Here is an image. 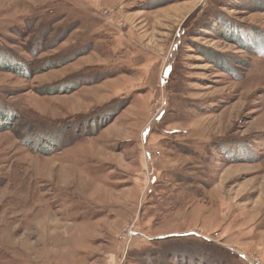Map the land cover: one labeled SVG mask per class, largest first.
<instances>
[{
	"label": "rangeland",
	"instance_id": "rangeland-1",
	"mask_svg": "<svg viewBox=\"0 0 264 264\" xmlns=\"http://www.w3.org/2000/svg\"><path fill=\"white\" fill-rule=\"evenodd\" d=\"M264 264V0H0V264Z\"/></svg>",
	"mask_w": 264,
	"mask_h": 264
},
{
	"label": "built area",
	"instance_id": "built-area-1",
	"mask_svg": "<svg viewBox=\"0 0 264 264\" xmlns=\"http://www.w3.org/2000/svg\"><path fill=\"white\" fill-rule=\"evenodd\" d=\"M251 264H259V263L255 261V262H252Z\"/></svg>",
	"mask_w": 264,
	"mask_h": 264
}]
</instances>
